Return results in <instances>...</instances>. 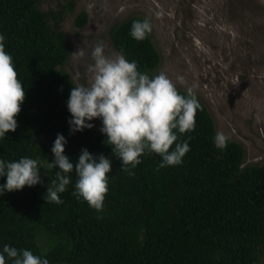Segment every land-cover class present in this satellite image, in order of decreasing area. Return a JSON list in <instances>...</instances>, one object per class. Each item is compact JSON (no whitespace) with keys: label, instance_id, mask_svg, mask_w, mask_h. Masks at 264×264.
I'll return each instance as SVG.
<instances>
[{"label":"trees","instance_id":"obj_1","mask_svg":"<svg viewBox=\"0 0 264 264\" xmlns=\"http://www.w3.org/2000/svg\"><path fill=\"white\" fill-rule=\"evenodd\" d=\"M38 4L0 0L5 51L25 88L17 128L0 138V158L29 156L42 167L40 182L0 195V249L28 248L50 264H264V164H244L245 149L237 141L215 146L213 117L198 97L202 109L194 130L178 134L180 140L191 137L179 165L158 167L159 154L146 153L128 175L101 131L70 134L66 99L75 81L64 65L71 42L60 27L62 11ZM86 19L81 11L75 23ZM136 19L144 18L132 15L112 27V44L140 71L155 74L160 52L150 34L139 41L130 36ZM57 133L66 137L64 151L74 165L81 148L110 158L101 211L73 195L74 173L59 194L61 204L44 200L59 170L47 168Z\"/></svg>","mask_w":264,"mask_h":264},{"label":"clouds","instance_id":"obj_2","mask_svg":"<svg viewBox=\"0 0 264 264\" xmlns=\"http://www.w3.org/2000/svg\"><path fill=\"white\" fill-rule=\"evenodd\" d=\"M161 14L155 13L156 16ZM151 31V20L145 17L132 21L129 34L139 41ZM4 41L5 36L0 33V138L17 128L15 116L25 99V88L17 78L13 57L5 51ZM104 49L103 41H98L91 50L88 82L72 83L74 86L66 99L71 114L67 120L69 133L92 128L91 121L99 118L100 131L106 136L104 142L112 146L115 156L121 158V169L128 175H134L133 169L146 153L159 154L158 167L181 164L190 150L191 137L180 140L178 134L194 130L196 112L202 109L194 91L196 85L187 86L182 75L175 81L163 71L150 75L140 71L137 61L129 60L122 51L106 55ZM83 55V51L77 53V57ZM177 82L186 86L184 92L179 90ZM228 140L223 131L218 130L213 136L215 146L220 149L226 147ZM66 143V137L57 133L51 147L54 158L47 168L58 166L59 170H56L51 186L46 188L44 200L61 204L59 194L66 191L72 179L70 174L74 173L73 195L84 199L99 212L108 191L106 174L111 171V160L81 148L74 165L64 151ZM41 168L38 159L29 156L14 160L0 158V177H6L5 182L0 183V195L37 184L41 180ZM0 264H50V261L31 249L4 244L0 249Z\"/></svg>","mask_w":264,"mask_h":264},{"label":"rangeland","instance_id":"obj_3","mask_svg":"<svg viewBox=\"0 0 264 264\" xmlns=\"http://www.w3.org/2000/svg\"><path fill=\"white\" fill-rule=\"evenodd\" d=\"M38 5L62 11L60 27L71 42L64 69L75 83L88 82L90 53L98 41L106 55L119 53L110 36L113 26L132 15L150 18V35L161 55L156 73L166 72L173 81L182 75L187 86L196 85L216 132L244 147V164H264L262 0H39ZM81 11L87 19L78 26ZM79 51L84 55L77 57ZM177 87L186 86L177 82ZM91 123L99 132L101 120Z\"/></svg>","mask_w":264,"mask_h":264}]
</instances>
